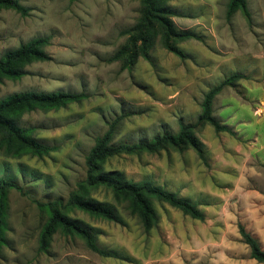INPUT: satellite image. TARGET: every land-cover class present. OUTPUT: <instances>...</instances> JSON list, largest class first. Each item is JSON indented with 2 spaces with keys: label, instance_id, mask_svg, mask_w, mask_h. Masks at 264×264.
Segmentation results:
<instances>
[{
  "label": "rangeland",
  "instance_id": "374dc122",
  "mask_svg": "<svg viewBox=\"0 0 264 264\" xmlns=\"http://www.w3.org/2000/svg\"><path fill=\"white\" fill-rule=\"evenodd\" d=\"M19 1L29 8L27 15L0 8V57L35 37L49 36L45 50L50 58L25 64L19 79H3L0 99L26 91L87 96L64 107L20 113L19 126L55 147L49 154L12 156L0 148V177L23 188L8 195L0 264H208L205 250L186 238L191 230L236 240L239 252L246 251L239 264H262L250 257L238 225L264 249V0H247L250 19L240 10L229 17L230 0H169L176 28L198 38L178 43L182 58L164 48L158 35L149 58L138 57L131 68L112 57L127 42L124 31L140 17V0ZM234 73L243 77L225 86L213 102V115L232 132L198 126L204 158L192 148H167L118 154L103 166L126 181L150 183L191 200L204 220L153 200L158 219L146 229L127 202L100 187L89 196L114 207L115 220L79 209L69 215L112 255L60 231L46 251L39 249L46 215L34 200H67L86 176V156L96 137L111 121L121 116L116 143L175 133L181 123L197 122L206 93Z\"/></svg>",
  "mask_w": 264,
  "mask_h": 264
},
{
  "label": "trees",
  "instance_id": "16d2710c",
  "mask_svg": "<svg viewBox=\"0 0 264 264\" xmlns=\"http://www.w3.org/2000/svg\"><path fill=\"white\" fill-rule=\"evenodd\" d=\"M141 14L138 21L124 31L128 34L127 42L113 55V60L122 61L123 68H131L138 57L149 58V51L155 37L160 35L164 48L185 57L178 43L190 38H198L194 33L178 30L171 18L173 11L168 7L169 0H140ZM0 8L13 9L22 15H27L29 8L19 0H0ZM250 19L247 0H230L227 15L230 17L236 11ZM50 44L49 36L35 37L16 49L7 51L0 57V82L3 79H19L24 75V66L38 60H48L50 56L45 47ZM240 73H234L212 87L204 96L201 113L196 123H181L175 133H163L148 140L137 142H114L121 116L108 125L107 130L97 136L93 147L86 156V176L70 191L66 201L62 198L54 200H37L34 202L46 215V220L39 235V249L46 251L53 235L60 231L65 235H77L85 240L87 246L102 255H112L95 242V234L81 222L69 215V210L79 209L87 214L108 220L116 219L114 207L90 198L92 190L103 187L112 191L115 198L127 202V208L132 214L141 218L146 229H150L157 221V212L152 201L158 200L178 208L195 219L204 220L205 216L197 204L191 200L179 197L177 194L152 185L150 183H133L126 181L116 173L104 171V164L118 154L140 155L156 153L162 149L172 148L184 150L194 149L204 158L203 143L197 136V127L205 124L212 125L216 131L232 132V129L221 124L213 115L215 97L225 86L232 85L242 78ZM87 95L83 92L57 91L51 93L26 91L11 94L0 99V148L12 156L26 153L32 155H47L55 149L44 144L29 134L30 129L18 125L20 113L37 108L50 109L64 107L69 103L83 100ZM23 193V188L12 180L0 177V244L5 241L7 229L8 195L11 190ZM243 241L250 248V257L264 264V249L258 239L250 233L243 224L238 225Z\"/></svg>",
  "mask_w": 264,
  "mask_h": 264
},
{
  "label": "crops",
  "instance_id": "0c3cea01",
  "mask_svg": "<svg viewBox=\"0 0 264 264\" xmlns=\"http://www.w3.org/2000/svg\"><path fill=\"white\" fill-rule=\"evenodd\" d=\"M186 238L192 239L191 243L193 244L195 241L200 251L203 249L205 250L204 254L208 256V264H239L240 258L246 253V251H244V253L241 254L236 245L237 241L228 239L225 235H217V233L212 235L210 232L208 233V231L191 230L188 232ZM218 247H220L223 252H220ZM207 248H209L208 251Z\"/></svg>",
  "mask_w": 264,
  "mask_h": 264
}]
</instances>
